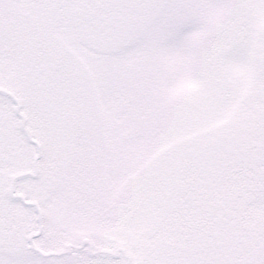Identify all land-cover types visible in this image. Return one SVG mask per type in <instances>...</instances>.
Instances as JSON below:
<instances>
[{"label":"rangeland","instance_id":"1","mask_svg":"<svg viewBox=\"0 0 264 264\" xmlns=\"http://www.w3.org/2000/svg\"><path fill=\"white\" fill-rule=\"evenodd\" d=\"M119 249L264 264V0H0V264Z\"/></svg>","mask_w":264,"mask_h":264},{"label":"water","instance_id":"2","mask_svg":"<svg viewBox=\"0 0 264 264\" xmlns=\"http://www.w3.org/2000/svg\"><path fill=\"white\" fill-rule=\"evenodd\" d=\"M37 148H38V155L40 153V147L39 145H37ZM36 162H37V159L35 160V166H36ZM36 171V175L38 174V169L36 167L35 169ZM15 181L16 179L13 180V183H12V186H11V189H10V195L12 198H15V199H19L22 204L24 205H27V206H34L35 209H36V213H37V217H38V232L37 234H32L29 238H28V241L30 244L33 243L34 239L41 236L42 235V232H43V223H42V215H41V212H40V209L38 207L37 204H32V203H29L27 202L23 197H20V196H16L15 195V191H14V184H15ZM89 245L90 246V241L88 239H84L82 240L81 242V247H85ZM74 250V246L73 244H68L66 246V249L62 252V253H52V254H49V255H44L42 254L40 251L38 250H35L38 254H40L42 257H47V256H65V255H71L72 252ZM108 255L112 256V257H121V255L124 257V259L127 261L128 264L131 263V258L126 254L125 250L123 249H119L116 253H112V252H107Z\"/></svg>","mask_w":264,"mask_h":264}]
</instances>
